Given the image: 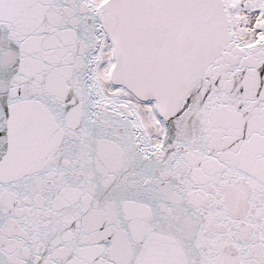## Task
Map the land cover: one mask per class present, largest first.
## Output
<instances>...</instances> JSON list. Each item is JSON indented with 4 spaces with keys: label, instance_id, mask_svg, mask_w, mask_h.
<instances>
[{
    "label": "snow or ice",
    "instance_id": "snow-or-ice-1",
    "mask_svg": "<svg viewBox=\"0 0 264 264\" xmlns=\"http://www.w3.org/2000/svg\"><path fill=\"white\" fill-rule=\"evenodd\" d=\"M0 264H264V0H0Z\"/></svg>",
    "mask_w": 264,
    "mask_h": 264
}]
</instances>
